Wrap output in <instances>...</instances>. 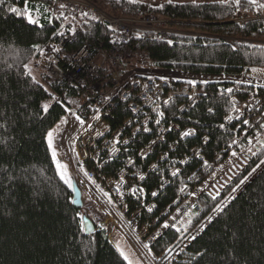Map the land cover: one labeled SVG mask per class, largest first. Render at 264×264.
I'll return each instance as SVG.
<instances>
[{
  "label": "trees",
  "instance_id": "16d2710c",
  "mask_svg": "<svg viewBox=\"0 0 264 264\" xmlns=\"http://www.w3.org/2000/svg\"><path fill=\"white\" fill-rule=\"evenodd\" d=\"M161 5L138 0H28L27 8L38 21L33 24L27 15L9 11L17 7L23 12L24 0L0 4V124L7 125L0 128V139L8 141L0 144V264H87L88 260L128 264L108 233L84 208L73 206V190L58 172L46 135L66 118L70 102L77 104L80 92L54 81L45 70L36 79L30 68L33 63L36 68L41 57L58 49L69 58L84 46L93 63L102 54L104 63L91 81L106 93L126 75L146 78L137 76L139 70L227 78H246L254 69L264 70V9L249 0H240L239 5L232 1ZM101 14L131 24L154 17L173 33L161 40L153 32L133 30L124 45L126 54L118 55L113 41L121 33L101 21ZM115 58L118 63L113 65ZM168 82L177 89H193L191 83ZM195 93L191 100L165 92L158 101L159 114L144 108L141 117L133 116L130 102L111 110L105 120L112 131L133 120V126L123 130L128 143L119 156L101 151L97 162L87 159L83 167L93 172V184L117 207L128 229L135 226L132 233L137 237L145 231L142 239L153 238L149 249L157 258L173 251L213 216L170 264H225L229 251L237 256L233 264H264V167L255 174L264 161V85L199 82ZM44 104L49 105L47 112ZM236 110L248 121L260 118L245 136L242 121L228 119ZM76 113L85 122L94 115L90 110ZM145 116L150 120L147 126L142 122ZM190 129L194 135L181 136ZM144 150H150L146 156L141 155ZM232 151L245 152L247 163L229 185L217 196L203 193L195 204L199 211L193 209L194 217L181 229L171 226L159 232ZM109 183L117 185V195L109 191ZM84 218L95 227L91 236L85 233ZM205 249L208 254L199 256Z\"/></svg>",
  "mask_w": 264,
  "mask_h": 264
},
{
  "label": "built area",
  "instance_id": "2783aa9c",
  "mask_svg": "<svg viewBox=\"0 0 264 264\" xmlns=\"http://www.w3.org/2000/svg\"><path fill=\"white\" fill-rule=\"evenodd\" d=\"M101 21L108 22L121 33L119 38L113 41V47L118 55L126 54L124 45L133 30L153 32L161 40H166L168 35L173 33L163 28L162 25L156 26L158 25V20L154 17H147L131 24L126 20L113 19L101 14ZM244 25V23H241V26ZM89 57L90 52L86 46L79 49L69 58L60 51L53 50L51 53L41 57L36 65V70H45L54 81L80 92L77 107H72L68 111L80 109L81 112L90 110L94 113L88 122L81 118L85 122V127L75 141L82 162L87 159L97 162L101 158V151H107L110 157L119 156L121 147L125 144L123 142L127 141L123 130L124 128H131L133 120L127 119L123 127L112 131L105 119L111 110L118 108L122 103L130 102L129 109L133 116L141 117L144 114L142 111L144 108L150 109L154 114H159L158 101H160L165 92H168L169 96L182 95L194 100L192 90L177 89L174 84L158 78H144L141 80L130 75H126L123 79H117L116 84L106 93L91 81L97 67L89 60ZM111 63L116 65L118 59H111ZM235 114H233L232 119L242 121V127H244L242 136H245L251 127H248V123L245 124L244 121H249L241 112L237 111ZM142 122L143 126H147L150 120L145 116ZM117 138L121 141L120 143L115 142ZM113 148L117 149V151L113 152ZM149 151L144 150L141 155L146 156ZM123 175L121 173L120 176ZM84 179L87 183L91 182L94 179L93 172H88ZM108 188L114 195L119 193L117 185L109 183ZM197 210L199 211L198 208ZM131 229L133 231L136 227L132 226ZM137 234L142 238L146 235V232L140 231Z\"/></svg>",
  "mask_w": 264,
  "mask_h": 264
},
{
  "label": "rangeland",
  "instance_id": "374dc122",
  "mask_svg": "<svg viewBox=\"0 0 264 264\" xmlns=\"http://www.w3.org/2000/svg\"><path fill=\"white\" fill-rule=\"evenodd\" d=\"M138 1H142V2L146 3L147 5H152V6H159L162 3H166V2H168V3H211V2H222V1L236 2V0H171V2H169V0H138ZM241 23L246 24V21L242 20ZM159 25H162L163 28H165L168 31H171L169 28L165 27L164 22L158 21V25H156V26H159ZM103 63H104V57L102 54H99L98 57L94 60V64L96 65L97 68L98 67L100 68L103 65ZM35 64L36 63L32 64V66L30 68V72L34 75V77L36 79L39 80L40 72L38 70H36ZM109 67H110V69L113 70L111 65H109ZM137 73H138L137 76L140 74H143V75H146V78H153V77H149V76L154 75L155 71L149 72L148 70H144V71L139 70V71H137ZM158 73H160V75L162 76V77L159 76V78L166 80V81L167 80L168 81H174L175 80V81H181L184 83L192 82L191 84L193 87V89H192L193 97L196 96L195 84H197L199 82L236 81V82L248 83L251 85H264V70L253 71L250 74H248L246 78H243V77L227 78V77L196 76V75H191V74L189 75V74L176 73V72H170V71H158ZM185 90H188V87H186ZM249 103L253 104L252 100H250ZM251 104H248V106H247L249 109H253L251 107ZM70 105L74 108L77 107V104L74 102H70ZM237 111H239V110L234 111L233 114H235ZM253 118H254L253 121L248 122V127H251V129L248 130V132L254 130L256 124H258L260 122L259 117L256 116ZM59 128H60V126H57L52 130L53 137L56 135ZM53 146H54L55 151L57 153L56 157L54 158L56 165H57V162H59V164H61V165H65L63 163V161H61V157H63V155L59 153V150H58L57 146L55 145L54 138H53ZM50 150L52 152L51 148H50ZM233 153H235L236 155H233ZM246 163H247V155L245 152H242V151L241 152H234V151H232L228 160L226 162L218 165L215 168V170L213 171V173L211 172V168L207 167L206 170L211 172V177H210L209 181L206 182V184H204L202 187L198 188L195 191V193L190 194V197L185 202V204L180 206L175 212H173L171 214V216L169 217V219L166 222L169 225L168 227L172 226V227L181 229L183 227V225H185V223L187 222V219L194 217V210L193 209L198 211L197 208L195 207L196 206L195 204H197L196 200L203 193H209L212 196H217L218 194H220L224 190V188H226L229 185V183L233 180V178L242 170V168L245 166ZM67 165L70 166L69 160H67ZM263 167H264V163H262L257 168L255 174L258 173ZM57 169H58L59 174L61 173V171L65 170V169H60L58 167H57ZM66 170L69 171L67 168H66ZM82 174L80 176H78L79 179L77 178L74 180H75V182H77V184L79 185V187L81 188L82 193H83V198H82L83 204H84L83 211L86 214L90 215L91 219L94 221V223L96 224L97 227L105 230L108 233V237H109L110 241L111 242L115 241L122 248L124 253L126 255H128L129 259L133 262V264H145L144 261L141 259V257L138 254H136V252H135V249H137L139 251V248L137 247V245L134 244L135 246L132 247L130 242H128L126 240L124 234L128 233L130 236H132L133 239L136 240V242L138 243L139 247L143 250H145L147 248V244L150 246V242H147V241L145 242V239L137 237L131 231L130 232L132 234L129 233L128 227L125 225V223H123V220L120 217L121 215L117 211V207L114 206L113 204H111L112 207L111 206H109V207L112 209V211L114 210L113 211L114 215H113V212H110L108 209L107 210L103 209L98 204V206L101 208L100 209L101 211H100L98 209V207L95 206L91 201V200L98 201V199L96 198L94 193L91 191L93 184L87 183L86 180L84 179V173L83 172H82ZM67 176H69V175L67 174ZM70 176H71V174H70ZM70 176H69V178L71 180H73V177H70ZM84 190H86V193L89 197L88 200H87V195L84 196V192H85ZM231 198H232V196L229 198V200ZM227 203H228V201L225 202L224 205L221 206L220 208H224ZM101 205L104 206L102 203H101ZM106 207L108 208V206H106ZM219 212L220 211L217 210L214 215L218 214ZM107 215H112L115 217L114 218L115 224L110 219L107 218ZM117 216L120 218V220L117 218ZM212 218H213V216L208 218L201 226H199L194 231L193 234L185 237L182 240V242L175 249H173V251H171V252L167 251L165 253L166 255L164 257L162 256L160 258H156L155 261L152 260L153 262H151L149 260V262H147V263L148 264H170V263H172L179 256V254L184 249H186V247L191 243V241L193 240L192 237L198 235L202 231V229H204V227H206L208 225V223H210V220ZM101 226H103V227H101ZM167 228H164L162 225L159 228V232L164 231ZM119 234H121L125 238L126 241L122 237H120ZM114 236H115V240L113 239ZM143 252H145V251H143ZM165 257H167V258H165ZM145 261H146V259H145Z\"/></svg>",
  "mask_w": 264,
  "mask_h": 264
},
{
  "label": "crops",
  "instance_id": "0c3cea01",
  "mask_svg": "<svg viewBox=\"0 0 264 264\" xmlns=\"http://www.w3.org/2000/svg\"><path fill=\"white\" fill-rule=\"evenodd\" d=\"M140 75H143V74H140ZM150 76H153V77H159L160 76V77H162L160 75V73H158V71L157 72L155 71V74L154 75H150ZM114 77L117 78V75H114ZM77 116H79V115L76 113L75 110L68 111L67 112V116H66L67 123H62L61 122V124L59 125L60 128L58 129V132L53 137L55 145L57 146V148L59 150V153L63 155V157H61V161H63V163L66 165V168L69 170V171L66 170V173L69 176L71 174L70 177H73V180H71L72 182L75 181L74 179H77L78 176H80L82 174V172L84 173V176H86V174H87L86 170L83 167V162H82L81 157H80V155H79V153L77 151L76 143H75V141L78 139V136L80 135V133L82 132V130L85 127V122L81 119V117H80V120H77L76 119ZM81 121H83V123H81ZM67 160L70 161V166L67 165ZM90 183L93 184L92 181L89 182V184ZM84 191H85L84 192V196H85V195H87V193H86V190H84ZM91 191L94 193V195L98 199V201H94V200H91V201H92V203L95 206L98 207L99 210L101 208L98 206V204L105 210L108 209L110 212L114 211V210L112 211V209L109 207V206H111V202L107 199L105 194H103L94 184H93V186L91 188ZM88 199H89V197L87 195V200ZM101 203L105 207L102 206ZM106 206H108V208ZM113 215H114V212H113ZM107 218L110 219L115 224V222H114V218L115 217L114 216L107 215ZM117 218L120 220V218L118 216H117ZM129 233H130V231H129ZM124 235H125L126 240L128 242H130L132 247L135 246L134 244L137 245V247L139 248V251L137 249H135V252H136V254H138L141 257V259L144 261L145 264H148L147 262H149V260L151 262L156 260L157 257L154 254L151 253L148 244H147V248L145 250H143V249H141L139 247L138 243L136 242V240L133 239L132 236H130L128 233L124 234ZM119 236L122 237L125 240V238L121 234H119ZM113 239L115 240V236L113 237ZM151 240H152V238H149V239L145 240V242L147 241V242L151 243ZM113 245L117 249L116 245H118V244L115 241L113 242ZM120 249H122V248L120 247ZM117 251L120 254V250L117 249ZM143 251H145V252H143ZM144 258L146 259V261H145ZM126 262L128 263V261H126Z\"/></svg>",
  "mask_w": 264,
  "mask_h": 264
},
{
  "label": "snow or ice",
  "instance_id": "6c2138e0",
  "mask_svg": "<svg viewBox=\"0 0 264 264\" xmlns=\"http://www.w3.org/2000/svg\"><path fill=\"white\" fill-rule=\"evenodd\" d=\"M129 2L130 3H136L137 0H129ZM169 2H171V0H169ZM3 3H4V0H0V4H3ZM24 3H25V10L23 12L21 11L20 8H17V7H11L9 9V11L12 12V13H15L17 15H27V18H28V20L31 23H33V24L38 23V21H36L35 19H33L32 15H31L32 9L27 8L28 0H24ZM239 3H240V0H236V4L239 5ZM249 3L252 4V5H256L258 9H264V3H259V0H249ZM60 7L63 8V7H65V5L64 4H61ZM160 7H163V5H160ZM84 15H87V13H84ZM169 43H171V42H169ZM34 47H38V46H35L34 45ZM56 50L58 51V49H56ZM253 71H255V69ZM190 83H192V82H190ZM227 91L231 92L232 90L231 89H228ZM53 99H56V98L53 97ZM42 107H43V111L44 112H47L48 109H49V105L48 104H44ZM209 111H211V109ZM160 115L163 116V113H160ZM76 119L77 120H80V117L77 116ZM228 119L231 120L232 117H228ZM61 122L62 123H67V119L66 118H63ZM81 123H83V121H81ZM156 123H159V120H157ZM244 123L246 124L248 122L247 121H244ZM6 127H7L6 124H0V128H6ZM221 127H223V125H221ZM261 127H264V125H261ZM144 130L145 131H148L149 129L145 128ZM98 134H100V133H98ZM190 135H194V131L191 130V129L188 130V131H184L183 133H181V136L182 137H187V136H190ZM46 139H47V143H48L49 148L52 149V156H53V158H55L56 155H57V153H56L55 148L53 146V132L52 131H49L47 133ZM7 142L8 141L6 139H0V144H5L6 145ZM115 142L116 143H120L121 141L117 138ZM205 142H207V141H205ZM123 143L127 144L128 142L127 141H124ZM153 143H155V141ZM115 151H117V149L113 148V152H115ZM233 155H236V154L233 153ZM261 163H264V161H261ZM57 167L60 168V169H65L64 171H61V173H60L61 179L64 180V183L67 184V186L69 188H72L73 187L72 181L67 176V173H66V165H61V164H59V162H57ZM153 167L155 168V165ZM257 167H259V165ZM3 170L6 171L7 169H3ZM178 171L179 170L177 169L176 171H174L172 173V175L173 176H176L178 174ZM253 171H255V169H253ZM140 179L143 180V179H145V177L141 176ZM241 183H243V181H241ZM136 191H137L136 189H133V194L134 195H135V192ZM139 191H143V189H140ZM233 191H235V189H233ZM157 194H158L157 192H153L152 193L153 196H156ZM149 211H151V208L149 209ZM218 211L222 212L223 211V208H219ZM168 226L169 225L167 223L163 224V227L164 228H167ZM101 227H103V226H101ZM234 236H235V234H234ZM192 239L194 240V239H196V237L193 236ZM116 247H117L118 250H120V255L123 257V259L126 260V261H128V264H133V262L129 259L128 255H126L124 253V251L122 249H120V246L119 245H116ZM89 251H91V249H89ZM168 251L171 252V249H169ZM206 254H208V250L207 249H205V251H203V252H199L198 253V255L201 256V257L205 256ZM85 255H87V254H85ZM165 258H167V257H165ZM236 260H237V256H236L235 252L229 251L228 254H227V256L225 257V264H233V262L236 261ZM87 264H91V261L88 260L87 261Z\"/></svg>",
  "mask_w": 264,
  "mask_h": 264
},
{
  "label": "water",
  "instance_id": "95a60500",
  "mask_svg": "<svg viewBox=\"0 0 264 264\" xmlns=\"http://www.w3.org/2000/svg\"><path fill=\"white\" fill-rule=\"evenodd\" d=\"M73 187H72V192H73V206L77 209H83L84 204H83V193L81 188L79 187V185L77 184V182L73 181L72 182ZM84 226H85V233L86 235H93L96 230L94 225L92 224L91 221H89L88 219L84 218Z\"/></svg>",
  "mask_w": 264,
  "mask_h": 264
}]
</instances>
